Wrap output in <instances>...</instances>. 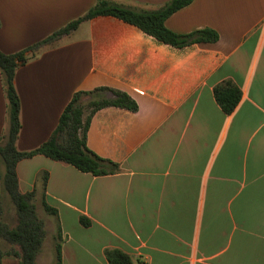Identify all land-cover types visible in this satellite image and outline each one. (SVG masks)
<instances>
[{
    "label": "crops",
    "instance_id": "obj_1",
    "mask_svg": "<svg viewBox=\"0 0 264 264\" xmlns=\"http://www.w3.org/2000/svg\"><path fill=\"white\" fill-rule=\"evenodd\" d=\"M113 1L151 10L170 0ZM95 2L0 0V51L43 41ZM165 26L180 35L211 29L218 40L176 49L97 16L28 51L15 72L21 152L48 141L76 92L107 87L138 105L91 118L86 146L118 164L115 174L41 155L17 164L19 192L56 211L47 222L52 235L60 230L62 264H108L112 250L133 264H264V0H193ZM226 81L241 93L229 115L213 96ZM6 110L0 73V137ZM9 249L0 264H19Z\"/></svg>",
    "mask_w": 264,
    "mask_h": 264
},
{
    "label": "trees",
    "instance_id": "obj_2",
    "mask_svg": "<svg viewBox=\"0 0 264 264\" xmlns=\"http://www.w3.org/2000/svg\"><path fill=\"white\" fill-rule=\"evenodd\" d=\"M192 2L193 0H170L155 9L134 10L113 0H96L87 13L71 21L43 41L14 54H4L0 51V73L7 108L6 128L0 137V187L1 192L8 196L16 210L13 228L0 223V238L12 247L7 254L16 257L19 264H36V258L45 239V230L44 222L36 214L33 203L34 193L21 194L19 192L17 164L22 160L41 155L93 176L115 174L120 170L118 164L97 156L86 146V135L91 118L97 111L109 107L124 109L132 113L138 110L136 101L127 93L119 90L98 87L88 92H76L61 113L57 127L48 141L33 151H18L16 141L21 129L20 100L15 89L14 76L16 70L29 59L26 53L34 52L60 36L70 34L82 22L97 16L117 18L135 26L158 42L176 49L193 44L217 42L218 35L211 29L180 35L166 28L167 18ZM213 96L221 110L229 115L239 103L241 93L236 86L226 81L213 89ZM83 98L88 99L85 105H83ZM46 181L47 175L44 173L42 176L43 191ZM41 205L46 214L56 215V211L48 206L44 199ZM79 222L83 226L89 224L82 217ZM14 246L18 248V251L13 249ZM105 256L108 264H133L128 255L118 250L107 251ZM54 264H62L61 235L58 227L54 235Z\"/></svg>",
    "mask_w": 264,
    "mask_h": 264
},
{
    "label": "rangeland",
    "instance_id": "obj_3",
    "mask_svg": "<svg viewBox=\"0 0 264 264\" xmlns=\"http://www.w3.org/2000/svg\"><path fill=\"white\" fill-rule=\"evenodd\" d=\"M83 105L86 104L88 101L87 98H83ZM87 110V109H86ZM2 193V192H1ZM35 207H36V214L39 219H41L44 223L49 220V215L46 214L42 208L41 203L39 201H33ZM15 216H16V210L13 204L11 203L10 199L8 196L4 193L0 196V223L3 225H6L9 228H13L15 226ZM48 225L47 222V228H46V233H45V239L42 245V251L39 257V264H48L50 261V257L53 258V264H54V235H52L51 232V226ZM44 230H45V225H44ZM56 233V230L55 232ZM53 236V239L51 237ZM9 244L5 243L4 240L0 238V250H7ZM10 250V249H9Z\"/></svg>",
    "mask_w": 264,
    "mask_h": 264
}]
</instances>
